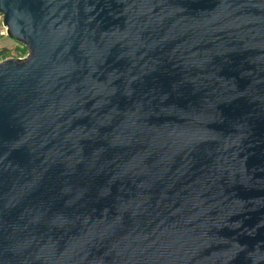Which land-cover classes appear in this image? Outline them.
<instances>
[{
	"label": "water",
	"instance_id": "obj_1",
	"mask_svg": "<svg viewBox=\"0 0 264 264\" xmlns=\"http://www.w3.org/2000/svg\"><path fill=\"white\" fill-rule=\"evenodd\" d=\"M0 14V264H264V0Z\"/></svg>",
	"mask_w": 264,
	"mask_h": 264
},
{
	"label": "rangeland",
	"instance_id": "obj_2",
	"mask_svg": "<svg viewBox=\"0 0 264 264\" xmlns=\"http://www.w3.org/2000/svg\"><path fill=\"white\" fill-rule=\"evenodd\" d=\"M0 47H3L7 51L5 57L0 58V62L5 61V59H22L27 55V51L23 46L16 45L10 39H0Z\"/></svg>",
	"mask_w": 264,
	"mask_h": 264
},
{
	"label": "built area",
	"instance_id": "obj_3",
	"mask_svg": "<svg viewBox=\"0 0 264 264\" xmlns=\"http://www.w3.org/2000/svg\"><path fill=\"white\" fill-rule=\"evenodd\" d=\"M0 39H8L9 40V38L7 37V29H6V27L3 26V16H2V14H0ZM15 44L18 45V46H21V45H19L17 43H15ZM1 49H3V47H0V50ZM22 59H24V58H22Z\"/></svg>",
	"mask_w": 264,
	"mask_h": 264
},
{
	"label": "trees",
	"instance_id": "obj_4",
	"mask_svg": "<svg viewBox=\"0 0 264 264\" xmlns=\"http://www.w3.org/2000/svg\"><path fill=\"white\" fill-rule=\"evenodd\" d=\"M6 53H7V51L5 49H1L0 50V58L5 57Z\"/></svg>",
	"mask_w": 264,
	"mask_h": 264
}]
</instances>
